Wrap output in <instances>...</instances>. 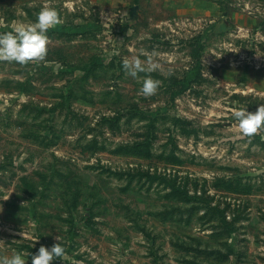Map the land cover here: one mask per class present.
Returning <instances> with one entry per match:
<instances>
[{
    "label": "rangeland",
    "instance_id": "obj_1",
    "mask_svg": "<svg viewBox=\"0 0 264 264\" xmlns=\"http://www.w3.org/2000/svg\"><path fill=\"white\" fill-rule=\"evenodd\" d=\"M45 6L47 56L0 60V255L264 264V129L235 116L264 103V0H0V32Z\"/></svg>",
    "mask_w": 264,
    "mask_h": 264
},
{
    "label": "clouds",
    "instance_id": "obj_2",
    "mask_svg": "<svg viewBox=\"0 0 264 264\" xmlns=\"http://www.w3.org/2000/svg\"><path fill=\"white\" fill-rule=\"evenodd\" d=\"M61 22L59 10L45 6L40 9L35 21L21 23L13 30L0 32V60L15 61L20 64L43 60L48 54L50 41L48 30ZM122 64L127 74L138 78L141 72H152L157 68V62L152 57H148L149 67L146 68L139 55L124 58ZM142 80L140 91L145 96L154 94L161 84L158 78L151 75L142 77ZM235 116L242 134L249 138L264 129V103L259 104L254 111L247 107L238 108ZM57 239L61 242L54 243L50 247L42 244L38 252L32 254V264H52L56 258L64 256L65 244L60 236ZM0 264H26V260L22 252L16 250L12 255H0Z\"/></svg>",
    "mask_w": 264,
    "mask_h": 264
}]
</instances>
